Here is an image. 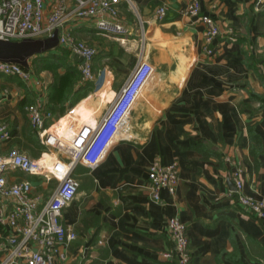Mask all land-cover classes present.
Here are the masks:
<instances>
[{
    "label": "crops",
    "instance_id": "obj_1",
    "mask_svg": "<svg viewBox=\"0 0 264 264\" xmlns=\"http://www.w3.org/2000/svg\"><path fill=\"white\" fill-rule=\"evenodd\" d=\"M187 2L119 0L118 20L129 29L124 36L98 31L91 19L68 22L95 54L93 78L73 84L76 98L70 106L64 101L61 111L47 98L51 72L34 70L36 55L28 60L31 80L0 74V123L7 133L0 153L15 150L50 162L64 156L31 127L26 104L39 100L52 120L59 117L48 130L67 140V122L97 120L139 56L152 67L125 133L114 137L97 164L71 170L78 187L59 220L75 238L59 250L56 264H179L161 256L172 247L164 225L171 215L186 227V264H264V218L236 202L230 176L239 167L242 194L264 201V104L249 95L264 100V8L255 10L254 0H201L199 14L211 16L218 28L207 43L203 23L184 12ZM56 3L43 0L44 13ZM160 4L165 14L158 20ZM171 163L175 190L161 189L153 201L148 166ZM4 176L7 183L29 181L41 201L55 183L18 170ZM6 233L0 227V238Z\"/></svg>",
    "mask_w": 264,
    "mask_h": 264
},
{
    "label": "built area",
    "instance_id": "obj_2",
    "mask_svg": "<svg viewBox=\"0 0 264 264\" xmlns=\"http://www.w3.org/2000/svg\"><path fill=\"white\" fill-rule=\"evenodd\" d=\"M118 1L69 0V3L68 0H57L45 14L43 0H0V39L42 38L57 30L58 46L82 58V63L78 64L80 80H89L93 78L90 60L95 49L76 38L66 24L73 20L91 19L94 27L104 34L127 35L129 29L117 17ZM200 1L188 0L184 12L196 16L203 23L204 39L209 43L217 35L218 28L211 16L199 14ZM260 8H264V0H254V9ZM164 14V5L155 7L156 19H162ZM140 35L142 43V30ZM151 71V65L139 56L97 120L78 125L72 119L67 122L71 130L67 140L45 126V121L52 120L53 116L50 111L42 109L39 100L24 106L29 124L40 135L42 142L52 146L64 158L57 157L45 162L15 150L7 154L0 153V227L7 231L0 238V264H56L59 250L75 238V233L59 220L61 210L74 197L78 187V182L71 176V170L77 163L88 167L97 164L114 137L125 133L129 109ZM0 74L17 77L23 82L31 80L30 70L15 63L0 61ZM72 110L70 108L67 111L68 115L71 116ZM6 134L4 125L0 123V139ZM8 170L40 176L45 181L52 180L55 182L54 187L48 197L41 201L38 195L31 194L29 181L7 183L4 172ZM240 173L239 167L230 172L236 202L256 218H264V201L242 194ZM147 183L153 201L159 199L161 189L172 194L177 184L175 165H149ZM164 225L172 247L163 251L161 256H174L179 264H186L189 257L185 224L176 215H171L166 218Z\"/></svg>",
    "mask_w": 264,
    "mask_h": 264
},
{
    "label": "trees",
    "instance_id": "obj_3",
    "mask_svg": "<svg viewBox=\"0 0 264 264\" xmlns=\"http://www.w3.org/2000/svg\"><path fill=\"white\" fill-rule=\"evenodd\" d=\"M34 70L47 69L52 74V81L49 84L48 100L62 104L67 101L70 106L76 98L72 86L80 79V72L76 67L75 60L69 58V51L58 46L57 48L36 55ZM250 97L258 98L260 104H264L262 97L249 94Z\"/></svg>",
    "mask_w": 264,
    "mask_h": 264
},
{
    "label": "water",
    "instance_id": "obj_4",
    "mask_svg": "<svg viewBox=\"0 0 264 264\" xmlns=\"http://www.w3.org/2000/svg\"><path fill=\"white\" fill-rule=\"evenodd\" d=\"M57 44V30H53L51 35L42 38H23L20 40L0 39V61L15 63L28 69V60L40 53L55 49ZM69 57L82 63V58L70 52Z\"/></svg>",
    "mask_w": 264,
    "mask_h": 264
},
{
    "label": "rangeland",
    "instance_id": "obj_5",
    "mask_svg": "<svg viewBox=\"0 0 264 264\" xmlns=\"http://www.w3.org/2000/svg\"><path fill=\"white\" fill-rule=\"evenodd\" d=\"M57 47H58V46H57ZM57 47H56V48H57ZM69 109H70V108H68V110H69ZM68 110H67V111H68ZM67 111H66V112H67ZM58 119H59V117L56 118V119H53L52 122H51L49 125H47V126L50 127L51 125H53V123H54L55 121H58ZM42 160H43V159H42ZM49 181H52V180H49Z\"/></svg>",
    "mask_w": 264,
    "mask_h": 264
}]
</instances>
